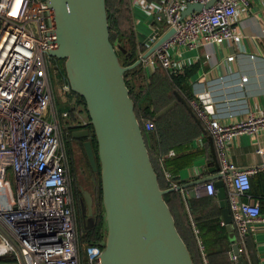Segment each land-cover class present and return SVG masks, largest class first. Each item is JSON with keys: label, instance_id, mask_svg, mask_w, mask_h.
I'll use <instances>...</instances> for the list:
<instances>
[{"label": "built area", "instance_id": "1", "mask_svg": "<svg viewBox=\"0 0 264 264\" xmlns=\"http://www.w3.org/2000/svg\"><path fill=\"white\" fill-rule=\"evenodd\" d=\"M195 1L210 0H164L149 40L154 43L174 30L142 60L177 72L171 46L241 39L235 16L239 4L249 0H215L183 16V10ZM54 26L49 0H0V256L20 261L22 254L26 264H97L104 245L90 242L81 247L69 163L61 144V122L70 117V110L54 107L52 74L57 57L49 52L55 45ZM189 103L216 143L239 245V253L230 248L231 259L236 263L243 254L249 260L251 225L264 224L260 200L250 192L251 174L257 168L235 164L229 143L241 133L264 131V107L224 122L215 114L210 98L196 95ZM89 120L78 115L76 122ZM154 127L153 118L143 121L144 129ZM206 183L210 193H217L214 179ZM171 186L183 189L177 181ZM11 189L14 200L8 196Z\"/></svg>", "mask_w": 264, "mask_h": 264}, {"label": "water", "instance_id": "2", "mask_svg": "<svg viewBox=\"0 0 264 264\" xmlns=\"http://www.w3.org/2000/svg\"><path fill=\"white\" fill-rule=\"evenodd\" d=\"M214 1L190 2L183 16ZM49 4L54 12L56 35L49 52L66 59L70 86L84 96L90 114L88 123L70 126L71 134L73 138L83 139L92 167L99 168L98 157L101 164L108 237L97 264H196L165 198L175 188L161 185L125 78V71L148 57L174 29L160 36L134 62L125 65L111 37L107 0H49ZM154 34L152 31L146 41ZM175 94L176 99L164 106L159 116L179 101L192 111L181 92L176 89ZM90 123L96 133L98 155L90 137ZM213 152L214 160L210 162L213 173L194 181L214 179L224 221L232 232L234 250L239 253L215 146ZM83 193L92 212V194L88 189H83ZM0 264L26 262L21 254L20 261L0 256ZM237 264L249 262L240 254Z\"/></svg>", "mask_w": 264, "mask_h": 264}, {"label": "crops", "instance_id": "3", "mask_svg": "<svg viewBox=\"0 0 264 264\" xmlns=\"http://www.w3.org/2000/svg\"><path fill=\"white\" fill-rule=\"evenodd\" d=\"M131 2L140 55L153 43L151 40H146L156 27V15L162 11L164 0H131ZM235 17V24L241 32L240 40L226 39L195 47L173 45L169 48V52L178 71L170 70L159 62L153 65L147 60H142L146 67V77L137 82L139 87L136 86L141 95L143 88L150 89L153 73L161 70L170 78L173 73L178 74L179 88H177L188 100L194 113L180 101L160 116L158 112L164 106L157 109L154 118L161 123L162 131L156 135L153 159L156 166L158 165L157 170L162 174L163 187H170L172 181L182 185L187 184L181 190H172L177 193L174 200L176 199L179 213L185 220L194 219L195 216L206 225L213 223V229L207 226L202 230L206 242H209L206 243L208 248L216 250H219L217 249L219 243L218 246L211 247L210 242H216L218 237H223L224 241L226 238L232 248L234 241L231 240L232 232L228 230L227 223H223V209L218 194L207 190L208 181H194L213 173L210 170V162L214 160L213 147L216 148V143L205 123L193 110L189 99L196 95L210 98L215 114L224 122L236 121L248 112L264 107V0H249L248 4H239ZM231 54H234L233 58H229ZM243 76H247V79L243 80ZM152 90L155 91L154 87ZM175 90L174 95L163 97L165 106L176 99ZM151 93L147 98L139 96L140 104L143 105L141 112L145 111L148 104L150 108L156 109L153 106L160 99H157L158 96L153 92ZM78 115L89 118L87 113H76L74 114L76 119L72 116L67 118L68 127L78 124L76 122ZM172 150L173 153H170ZM229 156L239 166L257 168L251 174L252 192L251 190L250 192L255 199L260 200L264 213V167H262L264 131L257 134L244 132L235 136L229 143ZM206 196L211 198L210 201L199 200V197ZM188 197L195 201L193 210L187 204ZM233 232L237 234L234 226ZM196 234L198 241L201 242L198 231ZM219 242L222 243L223 240L220 239ZM248 251L249 264H264L263 223L256 222L251 225ZM227 260L233 262L230 249L227 251Z\"/></svg>", "mask_w": 264, "mask_h": 264}, {"label": "rangeland", "instance_id": "4", "mask_svg": "<svg viewBox=\"0 0 264 264\" xmlns=\"http://www.w3.org/2000/svg\"><path fill=\"white\" fill-rule=\"evenodd\" d=\"M132 9L133 8H132L131 0H113V2L109 3V5L107 3L108 17L110 14L109 24H110V31L112 33V40L117 48L118 55H119V58L122 64H125L124 62L125 58H123L121 50L125 48L130 49L132 48L131 46L133 44L136 45V43L138 44V41H139L138 35L135 31V21H134ZM138 48H139V45H138ZM141 55L142 54H140L138 57H140ZM139 63L142 64L143 67L139 72H137L139 74V77L138 76L136 77L137 82H139L140 80H144L146 77L145 76L146 67L143 64V61ZM142 76L144 77V79L142 78ZM130 77L134 79V74H132L131 72L128 74H125L126 81H127V78L130 79ZM152 79L155 80L154 85L156 87L163 89L161 94L157 97V99H160V100L155 103L156 104L155 106H153L156 108H160L164 106L163 97L165 95L167 96L168 95L171 96L172 94L174 95V89H177V90L179 89L175 86L172 79L168 75L163 74L161 70H159L158 73L153 74ZM52 81H53L54 105H55L54 107L55 108H58L59 110H61V109L69 108L71 106H76L75 108L76 113L84 112L85 114L87 113L89 115L87 103L85 104L86 101L84 102L82 97H79L78 93L74 92L72 87L70 86L65 58L58 59V65L54 67V70H53ZM164 91H166L165 94H164ZM148 101L151 102L149 99ZM136 107L138 110V109H141L143 105L142 104L137 105L135 103V108ZM156 130L155 132H150V130L144 129V133H145V137H146V141L149 147L151 157H153L154 155L153 145L157 137L156 132H159L160 134L162 131L161 123H157ZM159 134L157 133V135ZM61 144H62V147L65 149L67 158H68L69 173H70V180H71V191H72L74 201H76V199L78 200L79 196L83 194V189H88L91 192V194H93L95 211L97 214H100V219H101L100 227H98L97 231H94L93 234H88L84 230L81 220L79 218V213L77 209L78 204L76 203L75 205L76 221H77V225L80 228L79 234H80V240L82 243L81 247L83 248L85 244L90 243V242H98L105 246L107 242V237H108V223L105 217V204H104V199H103V182H102L101 164L98 169H93V167L91 166L89 157L87 155L85 146L83 145L82 142L76 141L73 138L71 131H70V127L67 126L66 121L61 122ZM154 165L156 169H158L157 168L158 165L157 166L156 164ZM157 171L159 173L160 182H162L163 180L162 174L160 170H157ZM175 194L176 193L174 194L167 193L168 200H169L168 203L171 205L172 211L175 215L177 226L181 234L185 238L187 244L189 245V248L191 247L190 250L195 255L199 264H208L206 250L208 248L207 244H209V242H206L207 244H205L201 235H200L201 242L198 241L196 231L199 232V227L195 224L196 222L194 219L190 218L189 220H185L180 215L179 210L177 208L176 199L174 200V198L177 197ZM8 196L12 200L15 199L14 189H11L10 191H8ZM102 217H103V220H102ZM82 230H84V234L82 233ZM210 246L211 247L218 246V243L210 242ZM199 251H201L202 253L201 256L199 254ZM218 257L217 259H219V261L222 262V260L224 259L223 255H221L220 257V254H219Z\"/></svg>", "mask_w": 264, "mask_h": 264}, {"label": "trees", "instance_id": "5", "mask_svg": "<svg viewBox=\"0 0 264 264\" xmlns=\"http://www.w3.org/2000/svg\"><path fill=\"white\" fill-rule=\"evenodd\" d=\"M113 2V0H107V3H108V5H109V3H112ZM111 12V11H110ZM109 17H110V14H109ZM111 37H112V33H111ZM133 43V42H132ZM132 48H125V49H122L121 51H122V55H123V58H125L124 60V62H125V64H129V63H132V62H134L137 58H138V56H139V48H138V44L136 43V45L135 44H133L132 46H131ZM142 64H137L136 66H134L133 68H131V69H129V70H127L126 72H125V74H128V73H132V74H134V79L133 78H131L130 77V79L129 78H127V84H128V86H129V88H130V93H131V95H132V97L134 98V100H135V102H136V104L138 105V104H140V101L141 100H139V96H140V98L142 97V98H147L149 95H151L152 93L151 92H153V94L155 95V96H159L160 94H161V92H162V88L160 89V88H158V87H156L155 85H154V82H155V80H153L152 79V82H150V89L148 88V90H146V88H143L142 90H141V95L139 94V92L137 91V88H136V86H138L137 85V80H136V77L138 76L139 77V74L137 73V72H139L141 69H142ZM156 73H158V72H156ZM156 73H153V74H156ZM142 78L144 79V77L142 76ZM152 78H153V75H152ZM172 81H173V83L175 84V86L176 87H178L179 88V86L177 85V81H178V74H175V73H173V75H172ZM139 87V86H138ZM154 87V89H155V91H153L152 90V88ZM74 92H76V93H78L77 91H75V90H73ZM166 93V91H164V94ZM78 95H79V97H82V99L84 100V102H85V98H84V96L83 95H81L80 93H78ZM78 103H80V102H78ZM85 104H86V102H85ZM141 105V104H140ZM165 106V105H164ZM138 107V106H137ZM137 107H136V112H137V114H138V117H139V119H140V121H141V124H142V126H143V121L146 119V118H153L154 119V121H155V127L153 128V130H150V132H155V130L157 129V123H159V122H157L156 121V118H154V115L156 114V111H157V109H160V108H156V109H153V108H150V106H149V104L148 105H146V107H145V111H143V112H141L142 110H140V109H138L137 110ZM75 108H76V106H71V107H69V108H67V109H69L70 110V116H72L73 117V119H76V117L74 116V114H76V111H75ZM162 108V107H161ZM89 116V118H90V114L88 115ZM89 126H90V129H91V139H92V141H93V145H94V148H95V151H96V153H97V155H98V142H97V137H96V133H95V130H94V126H93V124H89ZM70 131H71V133H72V129H71V127H70ZM157 131V130H156ZM157 133L159 134V132H156V135H157ZM80 142H82L83 143V139H80ZM84 145V144H83ZM152 160H153V163L155 164V160L153 159V157H152ZM98 164H99V166H100V159H99V157H98ZM92 166V165H91ZM94 169V168H93ZM251 192H252V190H251ZM168 194H170V193H175L174 191H169V192H167ZM167 193L165 194V198L167 199V201L169 202V200H168V195H167ZM177 194V193H176ZM175 194V195H176ZM79 199V198H78ZM210 197L209 196H206V197H199V200L201 201H210ZM77 200V199H76ZM186 201L188 202L187 204L190 206V208L193 210V207H194V203H195V201L192 199V198H190V197H188L187 199H186ZM77 202H78V200H77ZM171 206V205H170ZM98 217H99V219H98V223H97V225H96V227L93 229V230H91V232H88V234H93L94 233V231H97V229H98V227H100V222H101V219H100V214H98ZM194 219H195V221H196V225L199 227V232H198V234L199 235H201V237L203 238V241H204V243L206 244V238H205V236H204V232H203V230L202 229H204L205 227H207V228H212L213 227V223H207V225L205 224V223H203V222H201L200 221V219L198 218V217H195L194 216ZM102 220H103V217H102ZM103 225V224H102ZM210 225V226H209ZM213 229V228H212ZM82 233L84 234V232L82 231ZM86 234V233H85ZM197 235V234H196ZM223 240V242L221 243V242H219V240ZM216 242L217 243H219V248H217V249H219V250H216V249H211V248H208L207 250H206V256H207V258H208V264H235V262L233 261L232 263L231 262H228V260H227V251L231 248V244H230V242L229 243H227V241H226V238H225V241H224V238L222 237V238H217V240H216ZM189 246V245H188ZM191 248V247H190ZM192 252V251H191ZM218 253V254H217ZM199 254H200V256H201V251H199ZM219 254H220V257H221V255H223V257H224V259L222 260V262L221 261H219V259H217V257L219 256ZM192 256H193V258H194V260H195V262H196V264H199V262H198V260L196 259V257H195V255L193 254V252H192ZM202 258V257H201ZM219 258V257H218ZM225 260V261H224ZM224 261V262H223Z\"/></svg>", "mask_w": 264, "mask_h": 264}, {"label": "flooded vegetation", "instance_id": "6", "mask_svg": "<svg viewBox=\"0 0 264 264\" xmlns=\"http://www.w3.org/2000/svg\"><path fill=\"white\" fill-rule=\"evenodd\" d=\"M58 59H62L57 57V65H58ZM76 141H80V139H76L74 138ZM92 199H93V209L92 212H90V208L86 199L85 194L83 193L82 195L79 196L78 202L77 200L74 201L75 205L76 203L78 204L77 209H78V213H79V218L81 220V223L83 225L84 230L88 233L91 232V230H93L97 223H98V214L95 211V207H94V197L92 194ZM79 227V226H78ZM84 230H82L84 232Z\"/></svg>", "mask_w": 264, "mask_h": 264}]
</instances>
